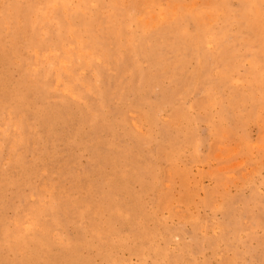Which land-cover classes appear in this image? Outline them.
<instances>
[{
    "label": "rangeland",
    "instance_id": "1",
    "mask_svg": "<svg viewBox=\"0 0 264 264\" xmlns=\"http://www.w3.org/2000/svg\"><path fill=\"white\" fill-rule=\"evenodd\" d=\"M0 264H264V0H0Z\"/></svg>",
    "mask_w": 264,
    "mask_h": 264
},
{
    "label": "bare ground",
    "instance_id": "2",
    "mask_svg": "<svg viewBox=\"0 0 264 264\" xmlns=\"http://www.w3.org/2000/svg\"><path fill=\"white\" fill-rule=\"evenodd\" d=\"M5 242V241H4ZM27 242V241H26ZM21 243V242H20ZM22 244V243H21ZM14 245V244H13ZM37 248V247H36ZM38 249H40V248H38ZM27 258V257H26ZM21 262V261H20Z\"/></svg>",
    "mask_w": 264,
    "mask_h": 264
}]
</instances>
